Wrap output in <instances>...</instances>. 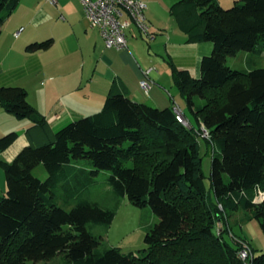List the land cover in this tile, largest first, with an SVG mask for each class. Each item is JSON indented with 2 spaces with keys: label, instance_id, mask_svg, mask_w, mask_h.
I'll use <instances>...</instances> for the list:
<instances>
[{
  "label": "trees",
  "instance_id": "obj_1",
  "mask_svg": "<svg viewBox=\"0 0 264 264\" xmlns=\"http://www.w3.org/2000/svg\"><path fill=\"white\" fill-rule=\"evenodd\" d=\"M20 2L0 0V34ZM170 11L187 42L213 45L200 78L172 68L200 128L180 123L174 106L161 109L112 92L99 112L66 124L53 141L24 147L12 162L0 159L7 181L0 197V264H55L58 258L60 264H243V243L252 246L232 232L229 220L230 212L243 210L264 232V200L256 202L264 192V68L233 69L228 58L264 49V0H235L230 9L218 0H181ZM52 45L53 39L34 42L26 51ZM0 106L36 128L46 125L23 87L0 86ZM200 135L212 152L209 190ZM19 137H0V152ZM40 165L44 180L34 174ZM102 171L110 173L113 194L105 204L90 195ZM125 197L159 218L139 254L107 247L93 231L110 229ZM251 264H264V253Z\"/></svg>",
  "mask_w": 264,
  "mask_h": 264
},
{
  "label": "crops",
  "instance_id": "obj_2",
  "mask_svg": "<svg viewBox=\"0 0 264 264\" xmlns=\"http://www.w3.org/2000/svg\"><path fill=\"white\" fill-rule=\"evenodd\" d=\"M49 1L55 6L59 4L58 0ZM144 1L148 5L146 17L153 39L147 40L148 45L144 46L138 35L146 40L145 36L135 27L139 34L133 32L131 27L126 35L128 47L117 50L106 47L100 30L92 27L86 18L80 0H62L57 11L63 22H53L49 17V25H46L47 31L44 33V41L53 39L52 47L46 51L30 53L27 64L19 74L8 76L0 70V86H8L14 80L44 76L40 86L45 90L40 105L29 101V92L28 101L46 118V125L42 128L34 127L30 120L31 124H13L15 128L19 126L16 130L20 137L8 150L0 152L1 159L12 162L24 147L34 146L33 142H37L39 134L29 136L31 131L49 129L55 134L66 124L95 114L98 108H103L112 92L122 93L161 109L177 105L183 111L180 101L175 97L180 93L179 90L175 95H170L172 100L168 96L170 89L176 87L172 68L188 70L194 78H200L202 59L213 52V45L209 42H187L188 36L178 24L175 26L169 20L165 22L156 14L157 11L161 13L162 5L167 4L170 6L168 13L173 16L171 7L181 0H168V3L161 0ZM45 20L48 21V17ZM146 70H151L148 76L152 83L149 95L140 85L146 78ZM180 98H183L181 94ZM2 112L7 113L0 106V114ZM183 114L191 124L189 115L184 111ZM243 238L250 242L246 237Z\"/></svg>",
  "mask_w": 264,
  "mask_h": 264
},
{
  "label": "rangeland",
  "instance_id": "obj_3",
  "mask_svg": "<svg viewBox=\"0 0 264 264\" xmlns=\"http://www.w3.org/2000/svg\"><path fill=\"white\" fill-rule=\"evenodd\" d=\"M58 1V6H61L62 0ZM161 1L168 3V0ZM218 2L224 9H230L235 6V0H218ZM58 6L53 5L49 0H21L12 19L2 27V34L0 35V70L2 69L4 73L10 76L11 74H19L24 69L28 57L30 56V53L26 51L27 45L34 43V41L40 42L46 39L44 33L47 31L45 29L50 19H53V22H63L60 12L57 11ZM169 7L170 6L167 4L165 6L162 5V8L160 9L161 13L157 11L156 14L161 20L165 22L169 20L177 26L176 19L168 13ZM47 17L48 21L45 20ZM49 17L51 18L49 19ZM132 27L133 32L139 34L134 26ZM18 30L20 31L19 34L16 33ZM138 36L144 46H147V40H149V38L145 37L146 40H144L140 35ZM228 65L233 69L241 71H251L264 68V49L259 48L255 52L241 51L236 56L228 58ZM43 79L44 76L38 75L23 80H14L8 86L25 87L29 92V101L33 104L40 105V99L45 90L43 86H40ZM138 90L140 91V88H138ZM170 91L171 92L168 93L169 98L170 95H175V93L178 92L176 87L170 89ZM175 97L180 101L183 111L189 115L191 124L195 126L196 129H199V124L190 113V109L186 106L185 100L180 98V93L175 95ZM170 99L172 100V97ZM181 102H184V104ZM195 102L201 104L202 100L196 97ZM101 109L102 107L98 108L95 113L99 112ZM13 124L20 126L31 124V122L29 120H19L12 115L2 112L0 114V137L11 132H17L16 129H18L19 126L15 128L16 126ZM33 134H39V140L37 139V142H33L35 147L45 145L55 139V134H52L49 129L31 131V135L29 136H34ZM203 136L207 138L204 134ZM203 136L200 135L199 140L201 144L202 167L205 174V185L209 190L211 186L212 152L208 149L206 139ZM1 156L2 155H0V159L2 158ZM79 162L81 165L89 168L92 166L90 162L86 160H81ZM34 174L43 180L46 179L47 176L43 165L36 168ZM109 175V172L102 171L96 177L97 183L90 188V195L94 201L105 204L112 200L113 194L111 188L107 184ZM6 190V174L5 171L0 168V197L5 196ZM60 204L67 210L72 208V206H66L63 202ZM230 214L229 223L232 227V232L237 236L246 237L252 243L256 255L263 254L264 232L258 221L254 219L249 220L246 212L243 210L230 212ZM158 222L159 218L153 212L151 207L143 209L135 207L131 204L129 198L125 197L121 199L116 218L110 229L106 230L102 226H97L93 231L97 235L102 236V240L107 247H117L123 253L139 254L140 251L147 247L145 243L147 233ZM226 238L230 240V235H226ZM60 263L61 259L58 258L55 261V264Z\"/></svg>",
  "mask_w": 264,
  "mask_h": 264
},
{
  "label": "built area",
  "instance_id": "obj_4",
  "mask_svg": "<svg viewBox=\"0 0 264 264\" xmlns=\"http://www.w3.org/2000/svg\"><path fill=\"white\" fill-rule=\"evenodd\" d=\"M56 2V0H52ZM84 7L85 16L91 26L100 30L105 45L109 49H126L128 47L127 31L134 26L149 40L153 39L147 22L146 12L148 5L144 0H80ZM151 70L144 72L146 78L140 82L141 88L147 95L152 88L149 81ZM177 120L187 127L190 123L186 120L183 111L174 106ZM203 134L209 137V132L203 127ZM264 200V192H260L256 202ZM239 256L243 264H251L255 253L252 248L243 243Z\"/></svg>",
  "mask_w": 264,
  "mask_h": 264
}]
</instances>
